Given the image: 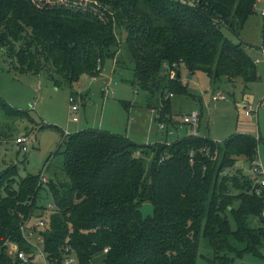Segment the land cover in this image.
<instances>
[{
  "label": "trees",
  "instance_id": "obj_1",
  "mask_svg": "<svg viewBox=\"0 0 264 264\" xmlns=\"http://www.w3.org/2000/svg\"><path fill=\"white\" fill-rule=\"evenodd\" d=\"M255 3L0 0V52L18 73L43 74L56 87L72 85L82 75L98 76L106 59L120 67L121 29L133 61L131 84L145 92L159 122L170 111L169 96L187 94L181 67L191 76L205 74L212 87L221 79L259 80L247 45L222 32L238 36ZM0 106H6L1 98ZM59 132L61 178H18L15 165L0 172V264H19L7 241L31 253L20 231L31 218L45 219L38 233L50 264H61L66 245L79 264H94L97 257L99 264H195L201 237L213 264H236L234 257L246 253L264 259V188L228 171L239 157L255 160L260 138L235 132L215 141L189 133L165 145L94 128ZM42 190L54 204L48 216ZM145 203L154 213L143 219L138 208Z\"/></svg>",
  "mask_w": 264,
  "mask_h": 264
},
{
  "label": "rangeland",
  "instance_id": "obj_2",
  "mask_svg": "<svg viewBox=\"0 0 264 264\" xmlns=\"http://www.w3.org/2000/svg\"><path fill=\"white\" fill-rule=\"evenodd\" d=\"M184 1L191 3L193 0ZM262 11L264 0L255 3L254 12L248 16L238 36L225 28L222 30L232 42L241 41L246 44L252 59L259 58V62L255 63L259 80L244 84L241 80L229 83L221 79L218 85L212 87L205 74L196 72L187 78L190 72L181 67L180 80L186 86L187 94L169 96L170 111L163 116L160 123L154 118L157 112L155 110L152 112L147 107L145 92L136 91L131 84L134 79L133 61L124 42V31L121 29L118 31L121 44L118 56L120 67L115 65L116 69L113 70L112 61L106 59L98 76L88 78L82 75L72 85L62 84L56 87L43 74L18 73L11 68L6 53L0 52V98L6 105L0 106V172L15 165L18 178L38 173L45 178V182L52 177L61 178L63 144L60 129L72 133L79 128L88 127L124 134L139 144L169 145L177 137L176 132L179 136L186 131L189 133L191 125L184 123L183 118L197 112V124L194 129L197 127L199 135L221 141L232 133L244 132L260 138L255 160L248 162L239 157L234 167L228 171L229 173L239 171L251 177L254 182L257 177L251 169L256 163L264 177V55L260 51V46L264 45ZM217 93H221L224 98L213 100L212 95ZM70 96L77 104L76 111H71ZM243 98L247 102L243 101ZM123 103L129 105L124 106ZM247 103L253 108L248 117L244 115ZM15 111L24 113L18 114ZM73 113L77 115V121L72 120ZM46 124L57 128H40ZM163 124L165 129H168L167 135L161 133ZM21 135L30 138L26 152L21 151L15 143V139ZM163 135L172 142H156ZM149 160L150 158L146 159ZM222 174L226 175L227 172ZM45 195V191L42 190V202L46 204L45 207L54 206ZM235 205L234 202L233 207ZM53 209L48 207L43 215L48 216L47 213ZM227 217L231 229H234L233 220L229 214ZM37 219L39 218H34ZM37 247L38 249L31 247V253L28 254H32L31 257L36 258L38 264H50L43 251L42 242L37 243ZM262 254L264 256V248ZM213 256L214 253L207 241L201 237L198 241L195 264H213ZM99 262L100 258H95L94 264ZM234 262L264 264V259L246 253L241 257L235 256Z\"/></svg>",
  "mask_w": 264,
  "mask_h": 264
},
{
  "label": "built area",
  "instance_id": "obj_3",
  "mask_svg": "<svg viewBox=\"0 0 264 264\" xmlns=\"http://www.w3.org/2000/svg\"><path fill=\"white\" fill-rule=\"evenodd\" d=\"M256 2H259L261 0H255ZM261 15L264 17V11L261 12ZM261 53L264 55V47L261 46L260 48ZM254 62L257 63L259 60L256 58L254 59ZM174 75V72L171 73V76ZM218 98H224V96L221 93H217L213 95L212 99L216 100ZM69 103L71 104V110L76 111L77 110V104L74 101V98L72 96L69 97ZM251 112H253L252 105L250 103H247L244 107V115L250 116ZM197 112H192L189 115H186L183 118V122L186 124H190L193 129L195 128L197 124ZM72 120L77 121V115H72ZM161 126V125H160ZM193 133L195 132V129L193 130ZM15 143L18 144L20 147L19 149L23 152H26L28 149V145L30 144V138H27L25 135L18 136L15 139ZM251 172L257 177L255 179V183L258 185L259 188H264V177L262 176L258 164L254 163V167H252ZM42 181L45 182V178L42 177ZM259 188L256 189V193H259ZM49 209L54 208L52 205H48ZM44 219H27L20 227L21 234L24 238V240L34 249H38L37 243L42 242V238L39 235L38 231L44 227ZM37 243H35V241ZM7 246V251L9 254H12L16 257V259L19 260V264H38L36 258H32V254H28L25 251L21 250L17 243L12 241H7L5 243ZM104 251H107V248L104 249ZM42 257V256H41ZM46 262V261H45ZM61 264H79L76 256L74 255L73 251L71 250V247L66 245L63 249V258L61 261Z\"/></svg>",
  "mask_w": 264,
  "mask_h": 264
},
{
  "label": "crops",
  "instance_id": "obj_4",
  "mask_svg": "<svg viewBox=\"0 0 264 264\" xmlns=\"http://www.w3.org/2000/svg\"><path fill=\"white\" fill-rule=\"evenodd\" d=\"M261 46H264V45H261ZM261 46H260V48H261ZM257 50H258V49H257ZM255 59H256V58H255ZM257 59L259 60V58H257ZM112 66H113V70L116 69V68L114 67L115 65H114L113 62H112ZM187 71H188V70H187ZM190 75H191V74H190ZM88 78H89V77H88ZM212 96H213V95H212ZM243 99H244V100H243ZM243 99H242L243 101H246L245 98H243ZM246 102H247V101H246ZM71 111H72V110H71ZM151 111L153 112L154 110H151ZM73 114H75V113H73ZM73 114H72V115H73ZM245 116H246V115H245ZM247 117H248V116H247ZM154 118H155V117H154ZM160 122H161V121H159V123H160ZM163 125H164V124H163ZM85 128H88V127H84V128L82 127V128H79L78 130L85 129ZM78 130H76V131H78ZM161 130L163 131V132L161 131L162 134L164 133L165 135H167V133H168V129H165V125H164V127L161 128ZM189 130H190L189 133H193V132H194V131H193L194 129H193L191 126H190ZM105 131H106V130H105ZM172 131L175 133L174 129H172ZM74 132H75V131H74ZM195 132L198 134V129H197V127H196ZM63 133H64V134H69L68 132H65V131H63ZM111 133H116V132H111ZM189 133L186 131V132H184V134H182L181 136H179V134L176 132L177 137H176L174 140H172V141H175V140H177L178 138H180V137H182V136H185V135H187V134H189ZM241 133H244V132H241ZM117 134H118V133H117ZM128 138H129V137H128ZM131 140H132V139H131ZM133 141H134V140H133ZM160 141H167L168 143L172 142V141H168V140H167V137L164 136V135H163V137H160L159 140H157L156 142H160ZM215 141H217V140H215ZM221 141H222V140H221ZM134 142H135V141H134ZM156 142H155V143H156ZM145 144H146V143H145Z\"/></svg>",
  "mask_w": 264,
  "mask_h": 264
},
{
  "label": "water",
  "instance_id": "obj_5",
  "mask_svg": "<svg viewBox=\"0 0 264 264\" xmlns=\"http://www.w3.org/2000/svg\"><path fill=\"white\" fill-rule=\"evenodd\" d=\"M179 77V75H177ZM191 75L188 73L187 78H190ZM138 211L141 213L142 218H146L147 216H153L154 207L152 204L145 203L141 207L138 208Z\"/></svg>",
  "mask_w": 264,
  "mask_h": 264
}]
</instances>
